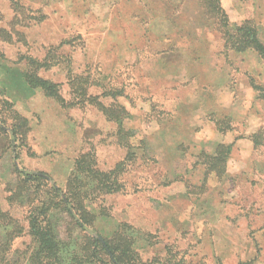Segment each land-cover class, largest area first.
Instances as JSON below:
<instances>
[{
	"label": "rangeland",
	"instance_id": "obj_1",
	"mask_svg": "<svg viewBox=\"0 0 264 264\" xmlns=\"http://www.w3.org/2000/svg\"><path fill=\"white\" fill-rule=\"evenodd\" d=\"M89 153L116 177L93 194L91 238L138 264H264V0H0V212L24 228L13 250L31 245L14 165L63 192L97 184ZM63 217L79 264L88 238Z\"/></svg>",
	"mask_w": 264,
	"mask_h": 264
},
{
	"label": "trees",
	"instance_id": "obj_2",
	"mask_svg": "<svg viewBox=\"0 0 264 264\" xmlns=\"http://www.w3.org/2000/svg\"><path fill=\"white\" fill-rule=\"evenodd\" d=\"M34 87L40 89L45 96L59 99L58 86L51 81L35 77ZM115 94L118 98L123 97L122 90H116ZM114 105L116 107L114 113L111 111V114L107 116H109V121L121 126L124 120L130 118V115L124 105L116 102ZM9 136L13 148L11 151L15 152L18 147L15 143L19 141L20 137L16 136L15 131H11ZM13 154L17 158L16 153ZM217 154L222 158L203 157L202 164L208 166L206 169L215 166L214 162L218 161L217 159H224L222 152H217ZM85 158V168L91 170L97 184L94 185L91 182L83 184L80 180L73 186H66L63 192L55 185L47 188V179L44 176L18 169L14 165V171L18 177L17 188L20 187L22 190L21 187H23V192L26 195L20 199L22 201L29 199L26 234L30 238L31 245L25 252L13 250L14 241L23 235L24 228L11 223L10 218L0 212V264H70L76 256L74 253L67 256L68 251L64 249L63 241L59 239L56 227L58 218L64 219L63 216L69 219L72 227L86 233L84 237L88 238L85 256L79 260V264H138L124 255L118 245L115 246L108 241L102 243L99 239L91 238L90 234L94 227H90V221H94L96 217L91 206L94 199L93 194L101 188V185L104 186L106 181H108V187L111 188L116 183V177L114 173L111 178L112 174L109 177V175L101 173L100 170H92L95 165L93 154L92 156L90 153L86 154ZM78 162L80 163V161ZM101 176L106 178L101 181ZM32 187H35V190L29 191ZM44 188L46 190H43ZM18 201L20 202V200ZM63 251L65 254L62 253ZM72 256L73 258H71Z\"/></svg>",
	"mask_w": 264,
	"mask_h": 264
}]
</instances>
